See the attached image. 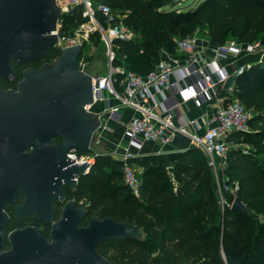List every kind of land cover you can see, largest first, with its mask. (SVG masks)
Returning a JSON list of instances; mask_svg holds the SVG:
<instances>
[{"label": "trees", "instance_id": "obj_1", "mask_svg": "<svg viewBox=\"0 0 264 264\" xmlns=\"http://www.w3.org/2000/svg\"><path fill=\"white\" fill-rule=\"evenodd\" d=\"M103 1L135 32L133 40H116L115 64L140 75L155 68L164 49L177 56L176 39L193 36L203 26L209 28L213 45L225 44L229 36L264 44V0H200L187 8L178 6L182 1ZM84 20L80 7L62 13L60 33L72 35L71 25ZM90 37L99 39L100 33ZM61 53L54 46L46 57L57 59ZM234 88L253 116L248 131L230 135L236 145L227 154L224 172L237 184L234 197L239 196L248 211L233 210L228 203L222 213L213 172L197 147L178 153L171 171L146 158H129L139 167L140 197L125 184L123 162L100 154L79 180V198L86 196L88 204L84 222L110 215L145 231L142 240L100 244L98 251L112 264H264V219L259 222L251 214L264 217V67L252 64L237 76ZM242 143L249 147L244 149ZM4 235L8 247V232Z\"/></svg>", "mask_w": 264, "mask_h": 264}, {"label": "water", "instance_id": "obj_2", "mask_svg": "<svg viewBox=\"0 0 264 264\" xmlns=\"http://www.w3.org/2000/svg\"><path fill=\"white\" fill-rule=\"evenodd\" d=\"M62 13L56 0H0V78L15 77L11 59L18 64L39 60L55 46ZM82 49V44L64 47L55 66L26 69L17 91L0 85V264H112L98 251L100 244L145 238L142 227L110 215L81 225L86 213L73 200L54 223L51 240L27 226L8 233L10 248L5 249L3 229L9 217L4 206L17 188L56 176L57 196L64 194L61 184L75 187L89 173L88 162L76 163L67 155L72 148L89 151L101 123L98 113L85 109L94 97L91 73L79 68ZM234 80L235 75H230L225 87ZM50 134L63 141L47 145ZM37 137L41 144L26 153L25 148ZM30 198L18 210H35L39 218L50 221L52 216L32 206ZM231 208L248 211L239 196Z\"/></svg>", "mask_w": 264, "mask_h": 264}, {"label": "built area", "instance_id": "obj_3", "mask_svg": "<svg viewBox=\"0 0 264 264\" xmlns=\"http://www.w3.org/2000/svg\"><path fill=\"white\" fill-rule=\"evenodd\" d=\"M56 3L63 13L80 7L85 20L72 35L61 34L59 24L55 31L58 35L55 46L61 51L67 46H84L91 43L90 35L93 32H99L100 39L106 45L108 72L103 75L91 74L94 103H107L102 113L98 114L101 123L95 140H98L100 132L110 130L111 122L124 125L128 144L123 153H115L116 158L123 162L124 181L132 194L140 197L142 183L139 171L128 161L131 157H138L135 150L143 149L148 143H156L165 148L176 138L183 136L189 138L191 144L201 149L207 157L214 175L215 189L222 201L226 203L227 200L228 204L226 193L232 192L235 195L237 189V184L231 183L230 177L224 172L227 154L236 145L229 137L236 131L250 129L253 112L234 96V84L227 89L224 85L230 75H241L252 64L244 63L230 71L219 65L218 61L259 52L262 53L260 59H263L264 46L261 41L244 42L232 39L223 45H215L213 55L208 56L199 46V39L195 34L177 38L178 55L164 49L155 68L147 75H140L126 69L124 65L115 64L119 59L116 40H133L135 32L109 5L103 0H56ZM86 62L87 55L82 60L79 57V68L87 71ZM117 75H121L119 80ZM172 90L176 98L169 94ZM187 101H194L199 106L204 103L212 104V125L203 132L191 131L190 127L197 125V121L181 115L180 108ZM94 103L86 105V111H92ZM124 108L133 110L130 118L122 117ZM89 151L78 154L77 149L72 148L68 155L75 158L76 163L88 162L89 172L96 157L102 154L94 151L92 145Z\"/></svg>", "mask_w": 264, "mask_h": 264}, {"label": "flooded vegetation", "instance_id": "obj_4", "mask_svg": "<svg viewBox=\"0 0 264 264\" xmlns=\"http://www.w3.org/2000/svg\"><path fill=\"white\" fill-rule=\"evenodd\" d=\"M48 52V51H47ZM47 54V53H46ZM56 58H49L46 55L39 60H28L23 64H18L14 59H11V65L14 71L16 72L15 77L12 80H4L0 78V85L4 89H12L17 91L19 89L20 81L23 79V73L26 69H39L44 64H51L55 66ZM63 138L61 136H56V134H50L47 140V145H55L57 142H62ZM41 139L39 137L34 139L33 143H30L26 148V153H31L35 145H40ZM69 151V150H68ZM77 150L78 154L88 153ZM68 155V153H67ZM69 156V155H68ZM73 160V159H72ZM56 166V162L54 163ZM31 185L26 188H17L15 190V196L10 201H8L4 206V212L8 215L9 220L5 225L3 232H10L15 229L25 228L27 226L35 227L40 233L46 236L51 240V233L53 230V225L56 221L60 220L63 215V211L66 207V204L70 201H76L78 207L84 209L85 217L81 225H87V222H84L88 217V204L86 196L79 198V181L77 185L73 187L71 184L63 183L60 185V189L64 194L58 193L56 196V176L54 179H47L45 177L41 178L39 181H30ZM30 198L29 202L32 206H38L41 211L46 215H51L52 218L50 221L41 219L38 217L35 210H18L19 207L23 206L27 199ZM57 197V198H56ZM10 246L5 249H9Z\"/></svg>", "mask_w": 264, "mask_h": 264}, {"label": "crops", "instance_id": "obj_5", "mask_svg": "<svg viewBox=\"0 0 264 264\" xmlns=\"http://www.w3.org/2000/svg\"><path fill=\"white\" fill-rule=\"evenodd\" d=\"M172 1L175 3V2L181 1V0H172ZM179 4H181V2ZM178 6H182V5H178ZM212 45L213 44L210 45L208 42L206 44V42H204V41L202 43L199 40V46L205 51V53L208 56H211V52H212L209 50H212L215 46V45L214 46H212ZM249 57H252V56L248 55L247 57L243 56V57H240L238 59L232 58L230 60L222 59V60L218 61V64L221 66H225L228 68V70L232 71V69H234L235 66L237 67L240 64H244V62H246V63L252 62L251 59L246 60ZM91 72H92V70H91ZM92 75H94V74H92ZM187 82L188 81H185V83H187ZM169 94L171 95L172 98H176V94L173 90L171 92H169ZM106 104H107L106 102L100 101V102H97V106L95 107V103H94V105L92 106V112L98 113V114L102 113V111L106 107ZM211 112H212V104L211 103H206V104L204 103L203 105L199 106L194 101H187L180 108V113L184 118L187 117L190 120H196L197 121V125H195L194 127H190V130L191 131H197L199 133L203 132L208 126L212 125V123L210 122ZM122 114H123L122 117H124V119L130 118L133 115V110L129 109V108H124V109H122ZM110 124H111L110 130L105 131V133L103 135V137L106 136V138L104 140L109 141V143H111V144H116V143L120 144V147H124L126 143L128 144V141H127V138L125 135L124 125L122 123H118L115 121L111 122ZM110 137L114 138L116 140V142L111 141ZM190 147H194L191 144L190 139L183 137V136H180V137L176 138L175 141L171 145H169L165 148H161L156 143H148L143 149L135 150V152H137L138 157L146 158L155 164H164L167 166L169 171H171L172 170L171 165H172V161H173L174 157L178 153L183 152Z\"/></svg>", "mask_w": 264, "mask_h": 264}, {"label": "rangeland", "instance_id": "obj_6", "mask_svg": "<svg viewBox=\"0 0 264 264\" xmlns=\"http://www.w3.org/2000/svg\"><path fill=\"white\" fill-rule=\"evenodd\" d=\"M168 2H172V4H174V2L172 0H166ZM181 4H179L180 2H178V5H182L181 7H191V6H194L196 5L200 0H181ZM59 24L61 25V21H59L58 23V26ZM76 26V25H75ZM73 25H71L70 27V31H76L78 26L75 27ZM61 27V26H60ZM73 32V34H74ZM97 32H93V34H95ZM196 37H198V39L203 43L207 42L211 45L212 43L210 42V35H209V28L207 26H203V27H200L199 30L195 33ZM97 38V37H95ZM232 39H236L232 36H229L228 37V40L225 42H229V40H232ZM264 46V44H262ZM214 46V45H212ZM209 51H212L211 52V56L213 55V49L212 50H209ZM81 57L80 59L82 60V58L84 56L87 55V62H86V69L87 71L94 75H103V74H106L108 72V66H109V61H108V57H107V49H106V45L105 43L99 38V39H91V43H87L83 46V49H82V52H81ZM262 53L259 52V53H253L251 54V56L253 57H249L248 59L246 60H252L251 64H260L261 66L264 67V58L263 59H260ZM247 57L248 55L246 54H242L241 56H238L236 59L240 58V57ZM89 57V59H88ZM243 61V60H242ZM246 63V62H244ZM242 65V64H240ZM238 65L237 68L240 66ZM236 66H235V70L237 69ZM92 70V72H91ZM234 70V69H232ZM234 75V74H232ZM236 78L237 76H235V80L232 84L235 85V81H236ZM224 88L227 89L224 85ZM235 96V94H234ZM236 97V96H235ZM97 106V103H95V107ZM99 106V105H98ZM105 132L101 133L98 135V140H95L93 143H92V149L94 151H97L99 153H102V154H107V155H111L113 158L117 159V154L115 153L116 151H119V153H123L124 151V147L127 146V143L125 144L124 147H120V144H111L109 143V141L107 140H104L106 138V136L103 137ZM111 141L113 142H116V140L112 137H110ZM114 145V146H113ZM241 146L245 149L247 147H249L247 144L245 143H242ZM195 147V146H194ZM136 169L139 170V167L136 166ZM232 183V182H231ZM218 199H219V203H220V208H221V211L223 213V210H224V207L225 205L227 204V200H226V203H224L221 199V196L218 194V192L216 193ZM226 197L228 199V203L232 205L235 197L233 195L232 192H228L226 193ZM253 217H255L259 222L262 221L264 219V217L262 215H258L257 213H254L252 212L251 213Z\"/></svg>", "mask_w": 264, "mask_h": 264}]
</instances>
